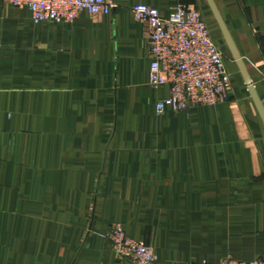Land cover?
Returning <instances> with one entry per match:
<instances>
[{
  "label": "crops",
  "instance_id": "obj_1",
  "mask_svg": "<svg viewBox=\"0 0 264 264\" xmlns=\"http://www.w3.org/2000/svg\"><path fill=\"white\" fill-rule=\"evenodd\" d=\"M105 15L35 23L0 0V264H128L111 223L156 264L264 259V122L208 0H112ZM196 7L231 97L156 110L151 26ZM264 105V0H214Z\"/></svg>",
  "mask_w": 264,
  "mask_h": 264
},
{
  "label": "built area",
  "instance_id": "obj_2",
  "mask_svg": "<svg viewBox=\"0 0 264 264\" xmlns=\"http://www.w3.org/2000/svg\"><path fill=\"white\" fill-rule=\"evenodd\" d=\"M18 8H28L35 23H71L82 12L105 15L115 7L112 0H4ZM138 20L151 26L149 49L150 84L155 88L167 85L170 93L158 101L156 110L176 112L193 106H214L231 97V75L226 69L224 54L211 36L200 11L187 4L173 7L168 17L149 5L132 6ZM108 239L113 251L128 264H156L153 248L126 232L117 221L111 223ZM202 264H210L204 261ZM212 264H264V259L238 260L226 258Z\"/></svg>",
  "mask_w": 264,
  "mask_h": 264
},
{
  "label": "water",
  "instance_id": "obj_3",
  "mask_svg": "<svg viewBox=\"0 0 264 264\" xmlns=\"http://www.w3.org/2000/svg\"><path fill=\"white\" fill-rule=\"evenodd\" d=\"M208 1H209L210 5H211V8H212L217 20H218L223 32H224L225 38H226V40H227V42H228V44H229L234 56H235V58L237 59V61L240 64L241 71H242V74H243V76L245 78V81H246V84L248 86L249 92H250V94H251V96H252V98H253V100H254L257 108H258V111H259V113H260V115L262 117V120L264 122V105H263V102L259 98V96H258V94L256 92V89H255V86H254L253 82L251 81L246 69L244 68V66L242 64L240 55L238 54V52H237V50H236V48L234 46L232 38H231V36H230V34H229V32H228L223 20H222V17L220 15L215 3H214V0H208Z\"/></svg>",
  "mask_w": 264,
  "mask_h": 264
}]
</instances>
